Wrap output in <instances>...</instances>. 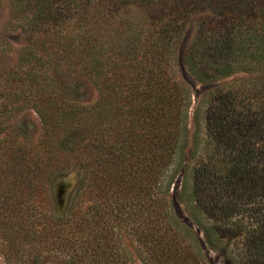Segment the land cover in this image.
<instances>
[{
	"label": "trees",
	"instance_id": "1",
	"mask_svg": "<svg viewBox=\"0 0 264 264\" xmlns=\"http://www.w3.org/2000/svg\"><path fill=\"white\" fill-rule=\"evenodd\" d=\"M79 1L73 11L57 15L50 2L36 1L31 21L39 11L63 17L59 25L72 21L69 35L56 33L67 41L68 55L76 56L69 63L72 71L87 75L99 98L90 106L64 102L55 78L43 75L40 83L37 68L44 56L36 49L19 54L21 65L33 67L29 82L40 85L33 105L46 134L36 144L0 137L4 264H132L122 231L133 236L135 245H129L142 264H207L168 198L176 181V199L207 245L222 253L224 264H264V0H247L254 5L248 13L224 12L222 31L195 35L183 63L197 81L216 84L238 71L255 78L207 87L197 95L188 151L191 92L169 65L183 7L193 1ZM228 1L211 2L223 10ZM124 7L145 15L136 42L128 34L141 18L122 13ZM90 21L113 26L112 41L106 39L111 31L95 36L86 28ZM8 112L0 107V116ZM81 124L89 136L78 151L91 165L78 190L80 195L92 191L95 202L91 211L79 207L55 217L44 210L55 154L48 139L57 129ZM108 190L110 210H105Z\"/></svg>",
	"mask_w": 264,
	"mask_h": 264
},
{
	"label": "rangeland",
	"instance_id": "2",
	"mask_svg": "<svg viewBox=\"0 0 264 264\" xmlns=\"http://www.w3.org/2000/svg\"><path fill=\"white\" fill-rule=\"evenodd\" d=\"M36 1H39L40 4H45L47 1L46 5L50 2L54 15L64 14L69 10L73 11L79 5L77 3L80 2L79 0H0V107H5L9 111L7 115L0 116V119L4 120V126L0 128V137L6 134L11 137L14 136V139H17L18 142L33 144L45 137L46 128L38 109L33 105L35 102L36 104L39 102L37 89L40 86L29 82L28 75L32 72L33 67L30 63L22 65L20 63L19 54L24 49H36L38 56H44V65L37 68L38 73L42 75L39 77L40 83L44 80V77L46 79L55 78L58 96L63 98L64 102L90 106L99 98V91L92 80L84 73L72 71V66L70 67L69 63L75 62L76 56L68 55L70 50L65 46L67 41L65 39L59 40L61 38L56 33L58 31L62 36L69 35L73 26L72 21L65 20L59 25V20L63 17H60V19L54 18L52 12L39 11V17L32 22V10L37 3ZM74 1H76L75 4H72ZM191 1H193V4L183 7L181 19L184 21L177 30L178 33H176L175 38L171 41L173 54L171 65H169L173 67L177 77L191 92L192 104L188 117L187 151L191 145L192 110L197 95L207 87L218 88L235 81L253 80L255 78L253 74L238 71L228 77L219 79L216 84L205 85L197 81L188 72L183 59L195 35L199 36L201 31L207 29L209 32L211 30L213 34L222 31L223 22L226 18L224 12L241 10L248 13L253 5L251 1L247 0L238 1V4L234 5L237 1L231 0L226 3V9L222 10L217 9L215 7L217 5H213L212 0ZM46 9L48 10L47 7ZM122 10V13L130 12L132 15L141 18L136 24V21H134L132 31L128 34L129 39L136 42L140 31L144 30L145 15L139 8L124 7ZM255 10L257 11V9ZM86 28L92 29L91 32L95 36V32H98L97 36H101L102 31L105 34H107V31H111L112 35L106 38L108 41H112L109 38L115 34L112 29L113 26L108 25L106 27L99 21H95V23L93 21L87 22ZM205 40L207 43L210 42L211 45L216 44L213 38L205 37ZM43 75L45 76L43 77ZM121 106H123V110L127 109L124 102L121 103ZM66 126L52 132L48 139L50 147L55 150V154L50 161L49 176L51 178L46 180L45 183L44 210L55 217L64 216L69 210H75L79 207L81 209L86 207L85 209L91 211L93 202H95V195L92 191L80 195L78 190L80 180L89 165H91L90 162L81 157L78 151L81 140H87L89 136L87 127L84 128L83 124L80 126ZM86 162H88L87 165ZM178 190L179 184L176 181L171 184L168 196L175 216L181 225L191 230L207 264H224L222 253L207 245L203 234L193 224L185 211V205L176 199ZM110 193V190L104 193V204L107 206L105 210L109 209ZM123 228L127 229L125 226ZM121 234L131 252L132 264H142L129 245L131 242L133 246L135 245L132 239L133 236L124 231ZM0 264H4L1 254Z\"/></svg>",
	"mask_w": 264,
	"mask_h": 264
}]
</instances>
